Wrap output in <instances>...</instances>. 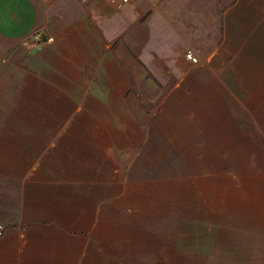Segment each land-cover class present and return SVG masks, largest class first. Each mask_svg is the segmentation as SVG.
Returning <instances> with one entry per match:
<instances>
[{
    "label": "rangeland",
    "instance_id": "1",
    "mask_svg": "<svg viewBox=\"0 0 264 264\" xmlns=\"http://www.w3.org/2000/svg\"><path fill=\"white\" fill-rule=\"evenodd\" d=\"M159 10L161 55L117 58L127 88L91 84L83 105L35 97L45 31L0 24V223L50 226L67 264H264V0ZM50 185L78 229L41 200L27 211L24 189Z\"/></svg>",
    "mask_w": 264,
    "mask_h": 264
},
{
    "label": "crops",
    "instance_id": "2",
    "mask_svg": "<svg viewBox=\"0 0 264 264\" xmlns=\"http://www.w3.org/2000/svg\"><path fill=\"white\" fill-rule=\"evenodd\" d=\"M161 10L159 0H0V24H14L19 32L21 25L23 31L39 25L52 37L51 42L29 48L35 53L43 50L44 71L49 73V78L43 81V90L31 94L53 99L50 102L53 104L83 105L89 104L85 97L99 95L84 93L91 84L100 89L94 83L112 82L115 88V82L120 80L127 88L126 69L115 67L117 58L146 56L148 50L157 57L161 55L159 31L164 32L162 20L159 22V13L161 18L164 14ZM5 38L0 33V41ZM121 64L125 66V60ZM103 65L109 67L101 68ZM52 72L58 75L53 77ZM117 75L121 76L119 80ZM51 190L50 185L44 199L24 189L29 193L22 198L23 203L32 206L27 211L36 212L34 206L41 200L50 216L61 219L66 227L74 224L78 229L76 220L67 218L61 193L53 195ZM29 216L22 218L28 220ZM101 223L98 233L106 228L104 221ZM68 242L59 233L52 237L50 226L45 224L24 230L5 227L0 236V264H67ZM53 243H56L54 248ZM53 249L57 255L53 256Z\"/></svg>",
    "mask_w": 264,
    "mask_h": 264
},
{
    "label": "built area",
    "instance_id": "3",
    "mask_svg": "<svg viewBox=\"0 0 264 264\" xmlns=\"http://www.w3.org/2000/svg\"><path fill=\"white\" fill-rule=\"evenodd\" d=\"M33 37H34L35 45H41L44 42H50L52 40V37L43 31L36 32ZM184 58L189 63H192V64H195L198 62V56L192 50L187 51L184 54ZM4 230H5V226L3 224H0V236L3 235Z\"/></svg>",
    "mask_w": 264,
    "mask_h": 264
}]
</instances>
